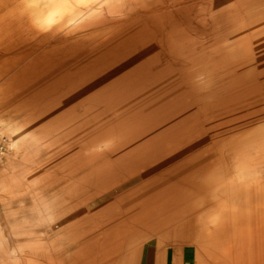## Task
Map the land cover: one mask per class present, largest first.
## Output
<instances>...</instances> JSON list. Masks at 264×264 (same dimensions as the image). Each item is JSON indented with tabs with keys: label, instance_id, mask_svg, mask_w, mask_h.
Instances as JSON below:
<instances>
[{
	"label": "rangeland",
	"instance_id": "1",
	"mask_svg": "<svg viewBox=\"0 0 264 264\" xmlns=\"http://www.w3.org/2000/svg\"><path fill=\"white\" fill-rule=\"evenodd\" d=\"M221 2L156 0L91 35L36 32L20 0H0V115L9 119L0 129L9 142L14 123L25 135L18 168L0 178V244L13 263L25 248L33 264H163L198 243L185 231L221 218L212 207L242 206L249 193L264 205V43L253 42L264 0ZM231 106L246 109L234 116ZM227 123L231 134L214 132ZM189 142L153 174L139 163L148 148ZM178 195L177 208L161 210ZM121 225L116 243L73 259L83 241Z\"/></svg>",
	"mask_w": 264,
	"mask_h": 264
},
{
	"label": "bare ground",
	"instance_id": "2",
	"mask_svg": "<svg viewBox=\"0 0 264 264\" xmlns=\"http://www.w3.org/2000/svg\"><path fill=\"white\" fill-rule=\"evenodd\" d=\"M211 1H212V3L214 4L215 7L216 6H221V3H222L221 0H211ZM155 2H156V0H53L52 3L43 4V5H40V6H37V7L30 8V9H28V12H29V14H30V16L32 18V25H33L34 30L36 32L40 33V32H50V31H55V32L68 31L69 33H71V32H75V31L86 30L91 35H94V34L97 35L98 33H100L101 30L107 28L105 26H109L110 20H112V18H114V17H125V18H127V16L138 15L139 13H142V12H145V11H149V10H153V9L156 8V3ZM23 6L25 7V5H23ZM221 8H223V9L225 8L226 9V6L222 5ZM229 8H228V11H227L228 12V16L229 15L230 16L235 15V11L236 10L234 11V6L231 7L230 9ZM253 12L258 13L257 17L260 19L259 20L260 28L258 30H256L255 35H253V42L257 43V44L258 43H264V3H261V5H255V7L253 8ZM236 25L238 26V24H236ZM18 42H19V40H18ZM43 46H42V48H43ZM17 49H19V48H17ZM114 56H115V54H114ZM107 60H109V59H107ZM2 61H4V60H2ZM67 62H69V61L67 60ZM40 70H39V72H40ZM245 85H246V83H245ZM223 97L226 98L225 95H223ZM252 99H253V97H252ZM231 107H234V106H231ZM244 109H246L245 106L234 107L233 108V111L235 112L234 116L243 114ZM228 111H229V109H228ZM0 117L2 119L9 120L8 118H4L1 115H0ZM210 121L212 122L213 120H211V118H210ZM234 127H236V126H234V123H231V124L227 123V124L223 125V129L224 130H222V128H220L221 129L220 131L219 130H214V132L218 131L217 132L218 135L223 133L222 135L224 136L227 133L231 134L233 132V130H234L233 129ZM0 130L3 132L2 129H0ZM10 132H11V141L10 142L8 141V148H9L8 156H7L6 160H5V162L2 161V160L5 158L7 152L5 153V155L3 157L0 158V178L6 176L7 173H9V172H15L16 169L18 168L19 164L18 163L16 164V155L18 153H20V151L22 150L21 147L23 146V140L25 138V135H24V132L22 131V128L17 123H14V126L11 127V131ZM204 137H206V136H204ZM192 143L193 142H189L187 144H184L181 147H177L176 146V147H172L171 149H168V150H166L167 147L161 148L160 146H157L156 148H152V149L148 148V149H146V151L145 150L143 151L144 154L142 156H140L141 161L139 163H140L142 168L146 169V171H145L146 174H148V173H152L153 174L159 168H161V167H163L165 165H168L169 163H171V162H173L175 160L180 159L182 157V155H184L188 151V149H189V147L191 146ZM8 148H7V150H8ZM160 158L162 159V161L159 160ZM156 162H158V163L156 164ZM39 168L40 167L38 165V162L36 161V162L30 163L29 165H27L25 170L28 171L29 174H32L31 176H33V175H37L38 174ZM94 169H95V167H94ZM84 172H86V171H84ZM73 177H75V176H73ZM195 183H196V181H195ZM187 185H189V184H187ZM0 192L4 193L3 190H0ZM180 196L179 195L178 196H174L173 198L169 199L167 204L163 208L161 207V210L164 209L165 212L173 211L175 208H177L178 204H180L182 201H184V200H182V198ZM188 200H190V199H188ZM242 203H243L242 206H239L236 203L228 202V205H226V206H222V207L221 206H214V207H212V211H214V213H219L221 215V218H215L214 220L208 221V223H206V227L207 228H204L199 233L190 234L188 231H185V233H186L185 237L190 238V239H192V238L196 239L197 240L196 242H198L199 244L197 243L196 245L190 246V247H185V246L179 247V248H177V249L180 250L179 252L181 254L184 251L185 252H189V253H195L198 256V259L195 262H198L200 264H228V259L229 258H236L237 259L241 255V253L243 251L247 250V248H249V251H247L249 253L253 246H259V245H256V244L252 243V241L264 237V222H262V218L260 216V215H262V217L264 218V205L262 207L260 206L259 202L257 201V194H255L254 197L253 196L250 197V193L247 194V195H244ZM195 209H196V207H195ZM56 210H57V208H56ZM200 210H201V208H200ZM1 211H2V213H3V215H4L6 220H9V217L14 214V212L8 207H6V208L5 207H1ZM135 211H136V209H135ZM198 223H200V222H198ZM124 232H125V229L123 228L122 225L114 227L112 229H109V228L106 227L102 231L101 236L96 237L92 241H88V240L83 241V244L81 245L80 249H78V251L75 252L73 259L74 260H79V259L84 258L89 251L93 250L94 246L101 247L103 249L105 247H109V246L113 245L114 243H116V241H118V239H120L122 237ZM132 233H134V232H132ZM201 234L202 235H208L209 240H199V237H200ZM213 237H216V239H213ZM228 238L229 239L231 238V240L233 239L234 245L237 244V246L229 245L228 244ZM242 242H244L246 244V246H244V247L241 246L240 243H242ZM263 247L264 246L259 248V250L261 251ZM16 250L19 253V256H20V260L19 261L21 262V264H33V261L31 259V256L28 253L29 252L28 250H27L28 254L25 252L26 251L25 248L23 250H22V248H18ZM251 252H253V248H252ZM12 253H13L12 251L9 252L8 250H6L0 244V264H12L13 262L10 259V256L12 255ZM245 253L246 252H244V254ZM253 254L250 255V256H253ZM96 256H98V255H96ZM199 257L200 258L202 257L204 259L201 258L202 260H200ZM255 257H257V256H255ZM257 258L259 259V257H257ZM252 259H254V258L252 257ZM230 261H231V259L229 260V262ZM247 261H248V258H247ZM180 262H181V260H180ZM235 263H236V261H235ZM13 264H16V263H13ZM257 264H258V261H257Z\"/></svg>",
	"mask_w": 264,
	"mask_h": 264
},
{
	"label": "crops",
	"instance_id": "3",
	"mask_svg": "<svg viewBox=\"0 0 264 264\" xmlns=\"http://www.w3.org/2000/svg\"><path fill=\"white\" fill-rule=\"evenodd\" d=\"M252 243H254L256 245H259V246H261V245L264 246V239L263 238H260V239H257V240H253ZM259 246H253L252 247L253 248V252H251V250H252V248H251V250H250L251 253L249 252L250 254L247 252V251H249V248H247V250L246 251H243L241 253V255L237 259L236 258H229L228 257L229 258L228 259V264H232V263L234 264L235 261H236L235 264H257V261H258V264H263L264 263L263 262L264 261V249L262 248V250L260 251L259 250V248H260ZM244 252H246V253L244 254ZM252 254H253V256H250ZM196 256L197 255L195 253H189V252H185V251L182 252V254H175L174 252H167L165 254V256L163 257V261H164L163 264H180V263L181 264H200L198 262H195L198 259V256L197 257ZM255 256L259 257V259L261 261L257 257H255ZM252 257L254 259H252ZM201 258L199 257L200 260L204 259V258H202V259ZM247 258H248V261H247ZM230 259H231V261L229 262ZM150 260H152V264H156V261H155V257L154 256H150V258L148 260V264L150 263ZM180 260H181V262H180Z\"/></svg>",
	"mask_w": 264,
	"mask_h": 264
},
{
	"label": "snow or ice",
	"instance_id": "4",
	"mask_svg": "<svg viewBox=\"0 0 264 264\" xmlns=\"http://www.w3.org/2000/svg\"><path fill=\"white\" fill-rule=\"evenodd\" d=\"M53 0H20V3L25 5L26 9L37 7L43 4L52 3Z\"/></svg>",
	"mask_w": 264,
	"mask_h": 264
},
{
	"label": "built area",
	"instance_id": "5",
	"mask_svg": "<svg viewBox=\"0 0 264 264\" xmlns=\"http://www.w3.org/2000/svg\"><path fill=\"white\" fill-rule=\"evenodd\" d=\"M8 148V138L7 136L0 130V158L5 155Z\"/></svg>",
	"mask_w": 264,
	"mask_h": 264
}]
</instances>
